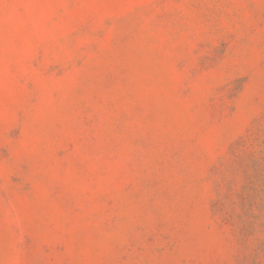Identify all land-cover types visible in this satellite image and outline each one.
<instances>
[{
	"label": "rangeland",
	"instance_id": "1",
	"mask_svg": "<svg viewBox=\"0 0 264 264\" xmlns=\"http://www.w3.org/2000/svg\"><path fill=\"white\" fill-rule=\"evenodd\" d=\"M0 264H264V0H0Z\"/></svg>",
	"mask_w": 264,
	"mask_h": 264
}]
</instances>
